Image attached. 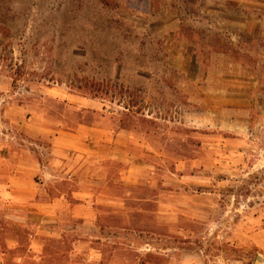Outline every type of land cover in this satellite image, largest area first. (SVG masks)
<instances>
[{"label": "rangeland", "instance_id": "374dc122", "mask_svg": "<svg viewBox=\"0 0 264 264\" xmlns=\"http://www.w3.org/2000/svg\"><path fill=\"white\" fill-rule=\"evenodd\" d=\"M80 125L131 144L51 178ZM258 258L264 0H0V264Z\"/></svg>", "mask_w": 264, "mask_h": 264}, {"label": "crops", "instance_id": "0c3cea01", "mask_svg": "<svg viewBox=\"0 0 264 264\" xmlns=\"http://www.w3.org/2000/svg\"><path fill=\"white\" fill-rule=\"evenodd\" d=\"M93 106V105H89ZM94 110L96 111V107ZM41 134V136H47V140L51 143V154L54 156L51 160V164L49 165V169L51 171L49 172V176L51 178L55 177L56 169L62 168V166L66 165L64 164L65 157H67L70 154L78 155L81 154H88V155H95L99 156V151L107 149L110 151H117L119 147H125L128 148L131 144L130 141V134L128 133L125 137L123 136L122 131H113L110 129H104V128H97L92 127L88 125H80L75 132H65V131H57V130H41L38 135ZM45 138V137H43ZM111 153V152H110ZM110 156V154H109ZM106 158V157H104ZM111 158V157H109ZM100 164H102L105 159L98 160ZM62 171H64V167L62 168ZM54 172V173H52ZM61 172V171H60ZM70 171H65L64 175L66 176V179L74 177L75 172L71 173ZM60 175V174H59ZM62 176V175H61ZM56 201H68V194L66 196L60 195L59 197L55 198ZM88 195L86 194L85 197V204H80L79 207H82L83 211H88ZM68 203H70L68 201ZM70 205V204H69ZM81 213V218H83V214Z\"/></svg>", "mask_w": 264, "mask_h": 264}, {"label": "trees", "instance_id": "16d2710c", "mask_svg": "<svg viewBox=\"0 0 264 264\" xmlns=\"http://www.w3.org/2000/svg\"><path fill=\"white\" fill-rule=\"evenodd\" d=\"M96 93L92 96V98L93 99H98V92H100V90L98 91V90H96V88L95 89H93Z\"/></svg>", "mask_w": 264, "mask_h": 264}, {"label": "bare ground", "instance_id": "6f19581e", "mask_svg": "<svg viewBox=\"0 0 264 264\" xmlns=\"http://www.w3.org/2000/svg\"><path fill=\"white\" fill-rule=\"evenodd\" d=\"M257 263H258V264L263 263V260L260 259V258H258V262H257Z\"/></svg>", "mask_w": 264, "mask_h": 264}]
</instances>
